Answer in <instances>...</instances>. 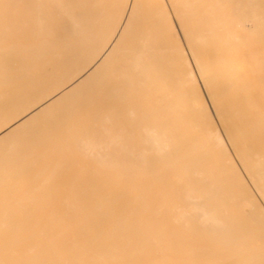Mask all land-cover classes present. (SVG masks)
<instances>
[{
    "label": "bare ground",
    "instance_id": "6f19581e",
    "mask_svg": "<svg viewBox=\"0 0 264 264\" xmlns=\"http://www.w3.org/2000/svg\"><path fill=\"white\" fill-rule=\"evenodd\" d=\"M2 2L0 264H264V0Z\"/></svg>",
    "mask_w": 264,
    "mask_h": 264
},
{
    "label": "rangeland",
    "instance_id": "374dc122",
    "mask_svg": "<svg viewBox=\"0 0 264 264\" xmlns=\"http://www.w3.org/2000/svg\"><path fill=\"white\" fill-rule=\"evenodd\" d=\"M1 6H3V2H2V0H0V15L3 14L2 11L4 12V9H5V8H3V10H2ZM8 11H9V8L6 7V9H5V15H6V13H8ZM0 17H1V16H0ZM0 19H3V18H0ZM2 21H3V20H2ZM0 23H1V20H0ZM4 23H5V22H4ZM3 25H4V24H3ZM3 25H2V23H1V24H0V27L3 26ZM3 27H4V26H3ZM3 31H4V29H3V30H0V32H2L1 35L3 36V37L0 36V38H1V39H2V38H5L6 40H5V39H2V40H5V42H8V41H7V38L4 37V32H3ZM5 42L2 41L1 44H2V43L4 44ZM3 44H2V45H3ZM6 44H9V42L4 44L3 50L6 49ZM6 50H7V49H6ZM10 50H11V49H10ZM4 51H5V50H4ZM151 101H152L151 98H149V99H143L140 103H141V106H147V105L150 106V105L152 104Z\"/></svg>",
    "mask_w": 264,
    "mask_h": 264
}]
</instances>
